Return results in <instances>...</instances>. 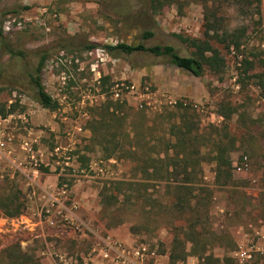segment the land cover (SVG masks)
Masks as SVG:
<instances>
[{
    "label": "rangeland",
    "instance_id": "rangeland-1",
    "mask_svg": "<svg viewBox=\"0 0 264 264\" xmlns=\"http://www.w3.org/2000/svg\"><path fill=\"white\" fill-rule=\"evenodd\" d=\"M147 3L0 0L4 38L25 52L24 57L12 56L0 47V108L13 109L0 113L8 118L4 128L13 137L0 155V195L15 192L24 204L18 216L0 215V248L19 242L39 264H48L55 252H86L105 236L128 247L143 243L169 251L189 214L174 209L171 189L164 180L145 173L136 159L174 152L168 129L177 104H169L170 99L199 106L194 107L196 147L187 152L197 149L201 161L188 170L195 188L211 192L200 210L204 213L207 206L206 248L182 261L228 259L240 234L264 218L263 78L239 81L244 57L254 61L253 72L264 71V0L259 11L248 14L225 5V24L245 33L238 49L214 43L226 59L225 69L221 73L206 69L202 76L147 52L112 56L101 48L142 41L170 44L179 54L190 55L191 49L175 34L202 37L201 2L181 3L182 12L172 5L158 13L148 11ZM142 30L153 36L141 39ZM93 42L98 47L85 48ZM43 50L48 58L41 80L57 101L53 110L37 102L30 82ZM221 102L235 109L228 122L235 139L232 162L242 154L250 159L248 170L233 168L232 186L209 185L201 177L215 171L206 138L222 125ZM101 192L116 194V203L108 198V205ZM45 193L54 197L53 204L43 198Z\"/></svg>",
    "mask_w": 264,
    "mask_h": 264
},
{
    "label": "trees",
    "instance_id": "trees-1",
    "mask_svg": "<svg viewBox=\"0 0 264 264\" xmlns=\"http://www.w3.org/2000/svg\"><path fill=\"white\" fill-rule=\"evenodd\" d=\"M110 1V0H109ZM193 0H147V9L151 13H158L167 6H177L181 9V3H189ZM203 7V32L202 37H189L182 34H175L188 48L191 49L190 55H181L170 44H154L146 45L142 41L136 43L118 42L116 44H104L101 46L108 54L116 56L117 54H132L147 52L154 56L164 57L165 60L178 68L189 71L195 76H202L206 69L214 73H221L226 66V59L213 46L214 43L221 45L225 49L230 46L238 49L240 46V39L245 31L242 28L229 29L225 24V16L223 9L225 5H234L243 14L259 11L261 0H199ZM15 11V10H13ZM182 12V10H180ZM6 14V12H4ZM141 39H147L153 36L150 30H142L140 33ZM0 47H3L4 52L18 57H24L25 52L20 46L13 45L4 38L3 27L0 21ZM98 47L96 43H89L85 45L86 49ZM211 53V54H208ZM47 51L43 50L39 54V59L34 72L30 74V82L35 91V98L37 102L49 109L57 107V101L45 90L41 80V72L44 62L47 60ZM239 81L246 78L258 77L263 78L260 85L264 86V71L253 72L255 69L254 61L247 57L242 58L239 66ZM251 71V73H250ZM224 107L220 113L223 115V122L220 127H215L207 134L206 145H210L212 152V159L215 162V182L223 186L234 185L232 176V160L230 152L235 147V139L229 132V120L235 109L229 105L221 102ZM12 108L4 110L0 108V113L6 115L12 112ZM173 122L170 123L168 129V142L173 141L172 147L174 152L168 154L163 152L162 155L156 153L135 158L139 160V165L152 177H159L161 181L164 180L167 189H171L173 194L172 206L176 211L182 214H189L186 218L185 226L176 232L169 249V257L172 262L182 261L189 254H195L198 250L206 248V235L203 219L208 217L207 206L204 208V213L200 212L203 201L209 199L210 190L205 187L195 188L192 185L191 171L188 170L199 165L201 157H198V150L196 147L195 133L198 131L197 114L194 107L182 105L177 103ZM172 117V116H171ZM124 122L125 118L120 117ZM149 141V139L147 140ZM193 148V154L188 153L187 149ZM179 147L180 149H176ZM167 149V148H166ZM167 153V154H166ZM150 169V171H149ZM184 173V178H178L180 173ZM174 174L175 177L170 176ZM166 175V176H165ZM203 179V175H201ZM158 178V179H159ZM217 179V180H216ZM159 180V181H160ZM205 181V180H204ZM206 182V181H205ZM209 184V183H208ZM211 185V184H209ZM103 201H107L108 205L116 203L118 196L116 194L107 195L101 192ZM107 199V200H106ZM114 200V201H113ZM207 205V204H206ZM24 204L18 202V195L15 192H8L0 195V215L8 217H15L22 214ZM190 243L187 250L186 244ZM0 264H39L33 255L24 251L19 242H10L0 248Z\"/></svg>",
    "mask_w": 264,
    "mask_h": 264
},
{
    "label": "built area",
    "instance_id": "built-area-1",
    "mask_svg": "<svg viewBox=\"0 0 264 264\" xmlns=\"http://www.w3.org/2000/svg\"><path fill=\"white\" fill-rule=\"evenodd\" d=\"M116 95H118L117 92ZM179 102L182 105L188 104L182 100L170 99L168 101L172 105ZM194 107L199 109L196 104ZM7 120L8 118L0 115V155L3 148L13 138L12 134L4 128V123ZM232 163L236 171H246L249 169L250 159L247 154H242L239 160ZM215 175L214 170L204 172L203 179L212 185L215 182ZM45 194L43 198L53 204L54 197L49 193ZM218 211L223 213L221 208ZM105 237H99L98 244L93 248H88L86 252H76L72 255L66 252H55L51 254L48 264H264V218L260 219L256 225H250L248 230L240 234L228 259H221L212 263L200 262L195 257H190L187 261L172 262L167 250L160 251L157 248H147L143 243L128 247L110 236Z\"/></svg>",
    "mask_w": 264,
    "mask_h": 264
}]
</instances>
